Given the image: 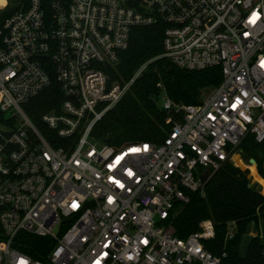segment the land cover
Returning a JSON list of instances; mask_svg holds the SVG:
<instances>
[{
  "label": "built area",
  "instance_id": "built-area-1",
  "mask_svg": "<svg viewBox=\"0 0 264 264\" xmlns=\"http://www.w3.org/2000/svg\"><path fill=\"white\" fill-rule=\"evenodd\" d=\"M158 23L161 57L222 79L196 104L160 92L161 142L112 146L94 126L144 66L124 83L106 70L133 27ZM52 78L63 99L35 123L23 107ZM247 134L264 143V0H29L0 24V264H224L211 219L181 238L172 218L237 167ZM19 233L52 242L35 258Z\"/></svg>",
  "mask_w": 264,
  "mask_h": 264
},
{
  "label": "trees",
  "instance_id": "trees-1",
  "mask_svg": "<svg viewBox=\"0 0 264 264\" xmlns=\"http://www.w3.org/2000/svg\"><path fill=\"white\" fill-rule=\"evenodd\" d=\"M1 12L0 24L10 14L29 0H8ZM163 26L158 23L150 26H135L131 29L128 47L119 53V60L113 69H108L111 78L121 83L130 81L139 68L141 73L135 77L128 91L95 124L93 135L106 139L109 144L120 146L141 141L161 142L168 130V115L158 106L159 94L164 90L167 96L178 103L196 104L205 89L217 86L222 74L220 67L203 70H186L174 65L168 58L161 57ZM63 99L59 85L54 78L50 85L31 98L25 105V113L39 123L40 115L57 110ZM241 154L246 160L254 159L258 174L264 179V143L255 142L247 134L239 144ZM248 170H241L226 161L211 175L202 195L190 194L187 203L177 208L172 218V226L178 237L185 238L198 229L199 222L209 218L215 226V237L205 242V247L216 256L222 257L224 264H264L261 251L264 243L257 236L251 237L241 248L242 237L249 227L264 221V195L250 185ZM234 224V236L226 234ZM24 245L19 249L32 257L42 258L44 247L50 241L43 237L19 233ZM43 247V248H42Z\"/></svg>",
  "mask_w": 264,
  "mask_h": 264
},
{
  "label": "rangeland",
  "instance_id": "rangeland-1",
  "mask_svg": "<svg viewBox=\"0 0 264 264\" xmlns=\"http://www.w3.org/2000/svg\"><path fill=\"white\" fill-rule=\"evenodd\" d=\"M6 5L9 3V8L12 7L14 4H12L11 1H8L6 0ZM6 5H2L0 3V17H1V12L2 10L5 9ZM212 88H208V89H205L203 90V94H206L208 93ZM164 101V98L163 97H159L157 103H158V106L161 107L162 106V103ZM237 154L239 155L240 159L244 162L245 165H243L242 167L241 166H237L239 169L241 170H248V178L250 179V185L253 186V188L260 192L262 195H264V192H263V189L260 185V182L258 180L255 179L254 175L252 174V171L251 169L248 167L251 164H248V160H246V157H244L240 152H237ZM264 154V153H263ZM250 160V159H249ZM262 166L264 167V159H263V163H262ZM250 169V170H249ZM254 171L256 173V175L262 179L264 181V179L258 174L257 172V166H256V163L254 164ZM257 236L258 239L264 243V221H260L259 224L255 227L254 225H251L247 231V233L242 237V244H241V248H244V246L246 245V243L248 242V240L251 238V237H255Z\"/></svg>",
  "mask_w": 264,
  "mask_h": 264
},
{
  "label": "bare ground",
  "instance_id": "bare-ground-1",
  "mask_svg": "<svg viewBox=\"0 0 264 264\" xmlns=\"http://www.w3.org/2000/svg\"><path fill=\"white\" fill-rule=\"evenodd\" d=\"M234 162H235V164L239 167V166H243V165H245L244 164V162L240 159V157H239V155L238 154H236L235 156H234ZM250 169H251V171H252V174L254 175V177H255V179L256 180H258L259 182H260V185H261V187H262V189H263V192H264V181L262 180V179H260L257 175H256V173H255V171H254V164H252V165H250V166H248ZM249 169V170H250Z\"/></svg>",
  "mask_w": 264,
  "mask_h": 264
},
{
  "label": "water",
  "instance_id": "water-1",
  "mask_svg": "<svg viewBox=\"0 0 264 264\" xmlns=\"http://www.w3.org/2000/svg\"><path fill=\"white\" fill-rule=\"evenodd\" d=\"M16 1L19 2V0H16ZM104 141H105L106 143H109V138L104 139ZM249 161H250V163L255 164V160H254V159H250ZM205 178H206V177H205Z\"/></svg>",
  "mask_w": 264,
  "mask_h": 264
},
{
  "label": "crops",
  "instance_id": "crops-1",
  "mask_svg": "<svg viewBox=\"0 0 264 264\" xmlns=\"http://www.w3.org/2000/svg\"><path fill=\"white\" fill-rule=\"evenodd\" d=\"M6 0H0V3L2 4V5H6Z\"/></svg>",
  "mask_w": 264,
  "mask_h": 264
},
{
  "label": "snow or ice",
  "instance_id": "snow-or-ice-1",
  "mask_svg": "<svg viewBox=\"0 0 264 264\" xmlns=\"http://www.w3.org/2000/svg\"><path fill=\"white\" fill-rule=\"evenodd\" d=\"M133 151H136L135 149Z\"/></svg>",
  "mask_w": 264,
  "mask_h": 264
}]
</instances>
